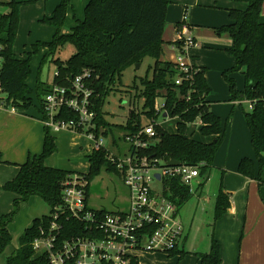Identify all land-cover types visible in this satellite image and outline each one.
<instances>
[{"label": "trees", "instance_id": "trees-1", "mask_svg": "<svg viewBox=\"0 0 264 264\" xmlns=\"http://www.w3.org/2000/svg\"><path fill=\"white\" fill-rule=\"evenodd\" d=\"M235 1L245 2L248 7L245 11L231 10L230 18L233 23L218 30V33H229L233 40L228 52L234 57L235 65L226 70L223 76L234 100L255 102L254 108L245 113L255 160L243 158L239 163L238 172L247 178L261 180L264 173V22L261 20L264 0ZM70 2L71 0H63L55 10L50 24L56 27L63 24ZM169 3V0H90L86 6L85 19H77L70 34L59 32L51 42L37 45L35 51L38 46L47 50L43 64L48 58L55 57L66 45L74 47L75 53L65 63L59 59L54 60L58 76L54 78L53 83L69 86L77 76L89 73L84 82L91 92L90 99L97 115L96 128L93 129L96 136L102 128L105 136L115 133L114 127L104 121L101 113L104 98L111 86L117 80L120 81L128 68L142 64L146 58L154 59L155 64L150 66L146 78L141 80V89L137 94V97L144 101L142 109H131L127 123L119 128L124 132L125 140L127 135H137L149 124H154L156 136L144 137L149 142V147L143 154L166 163L176 160L181 164L199 166L202 175L214 167L215 157L226 130L223 129L221 119L210 110L207 98L211 89L205 78L206 70L193 67L192 77L184 79L182 84L177 86L176 80L182 76L177 63L160 60ZM6 5L9 13L0 15V44L3 46L2 85L7 97L6 107L16 110L29 109L33 105L30 98L32 91L26 84L31 74L30 61L20 60L14 53L21 3L12 0ZM174 45L181 49L183 43L178 41ZM240 72L245 81L243 91L237 89L235 79L230 77ZM51 87L52 85L49 86L38 78L36 90L43 115L44 98ZM138 87L135 84L134 89L138 90ZM159 98L164 101L162 114L157 110ZM164 114L172 119L178 118L176 134H168L158 125L159 117ZM60 117L68 119L73 115L65 112L60 114ZM143 119L147 122L144 123ZM197 121L202 122L200 131L204 136H215L213 142L204 143L186 136L188 126ZM50 132L45 129L42 152L18 165V175L0 188L17 196L13 211L0 216V254L12 242L8 227L18 212L20 203L27 202L32 196H38L51 210L63 204L62 183L74 173L46 165L47 158L57 152L56 139ZM110 154L106 148H100L88 156L90 170L82 175L88 181L89 195L92 181L104 168L119 174L109 160ZM165 188V196L179 209L192 195L190 187L183 185L178 178L166 180ZM229 207V196L221 186L216 197L215 221L220 220ZM50 218L48 215L34 221L7 264H49L47 256L37 254L32 243L40 236V228L48 225ZM63 223V237L66 239L74 231L85 233L75 221L63 218ZM176 254L185 255L184 251H174L170 256ZM198 257L201 264H222L220 242L212 237L210 251L198 254ZM133 263L139 264L138 260H133Z\"/></svg>", "mask_w": 264, "mask_h": 264}, {"label": "rangeland", "instance_id": "rangeland-1", "mask_svg": "<svg viewBox=\"0 0 264 264\" xmlns=\"http://www.w3.org/2000/svg\"><path fill=\"white\" fill-rule=\"evenodd\" d=\"M11 1L12 0H0V15L9 13L10 10L6 4ZM17 1L21 3V8L20 25L14 44V53L18 59L30 61L31 74L26 80V84L32 91L30 98L32 99L33 105L29 109L18 108L15 110L18 114L23 115L25 119L32 120L31 122L33 124V122L43 119L36 90L38 78L40 77L41 80L49 86L52 85L57 71L55 61L59 59L61 62L65 63L75 53V49L72 45H66L56 53L55 57L48 58L42 64L43 58L47 52L42 46H38L37 51H35V48L37 45L51 42L54 36L59 32L61 34H70L76 25L77 19L81 21L85 19L86 6L89 0H71L67 7L64 22L60 27H56L49 22L53 18L57 7L63 3V0ZM154 64V59L146 58L140 68H137V65L128 68L122 74L120 81L117 80L114 85L111 86L109 93L104 98L101 113L104 121L114 127L115 133L105 136L102 134L105 132L103 128L100 129L99 133L102 136L105 148L113 154H124L129 147L125 143L124 132L121 131L119 127L127 123V118L131 109L136 111L142 109L144 101L140 97H137L139 89H141L140 82L143 78H146L150 66H154ZM237 74L241 75V72ZM151 75L152 72L150 76ZM135 84L139 86L138 90L134 89ZM163 103L164 101L162 98L157 100L158 105H162ZM214 104L212 109L221 116V118H219L222 121L223 129L225 128L228 132V137L226 139L224 136L226 140L223 139L219 151L217 152L214 168L192 184L190 188L192 195L183 208V212L185 213L191 212L194 206L193 203L197 200L196 188L199 182H206L207 189L212 193H217L219 191L218 184L219 182L221 183V176H215V173L221 170L218 168V163L224 160L223 157H225L228 152L231 127L235 129V137L233 136L235 140L233 143L234 147L236 146L237 149H241L242 151L246 148V145H243L239 140H241L242 137H248L245 119V113L250 110L248 104L244 103L242 108L223 105V102ZM7 109L12 110L11 107ZM143 120L144 123L147 122V120ZM17 122L18 121L15 120L8 121L7 119L0 122V158L1 161H4L3 164H0V181H4L6 176L10 177L9 172L6 171L5 168H14L17 172L18 164H12L16 163L15 160L20 159V162H24L27 161L29 157L34 156L33 153L30 154L28 152V144L31 139L29 129L25 124H18ZM157 123L168 134H176L178 131L175 118H168L165 120L164 117H159ZM33 126L34 125H31V128H33ZM191 129L197 130V127L191 128V126H188L186 131L187 135H190ZM50 133L56 139L57 152L47 158L46 165L69 173H88L90 170L88 156L91 154L90 147L93 148L94 144L89 139L86 130L84 129L82 132L77 131L73 133L70 131L57 132L52 130ZM225 135L227 134L225 133ZM193 138L206 143L213 142L215 139L211 136H204L199 129ZM248 148L253 155L254 152H252L250 140ZM161 189L162 185L155 183L157 194H160ZM2 193L3 195L0 196V216L9 214L13 211L14 202L17 198L16 195L11 193ZM204 193L207 195V191ZM90 203L95 209L108 212L126 209L129 203L128 191L119 174L109 172L104 168L101 174L91 183ZM207 208L208 210H206L205 203H200L199 210H196V217L193 216L195 224L187 240L184 256L180 254L170 256L163 253L141 252L139 253L141 254L139 264H200L194 254H201L199 251L202 247L201 245L210 242V234L208 236V223L206 220L210 219L213 221V217L211 216L212 208L208 206ZM49 212H51V210L48 205L38 196H32L27 202L20 203L19 210L8 227L12 236V242L4 252L0 254V264H7L8 259L12 257L20 247L22 237L26 233V230L33 226L35 220L42 219Z\"/></svg>", "mask_w": 264, "mask_h": 264}, {"label": "built area", "instance_id": "built-area-1", "mask_svg": "<svg viewBox=\"0 0 264 264\" xmlns=\"http://www.w3.org/2000/svg\"><path fill=\"white\" fill-rule=\"evenodd\" d=\"M179 41L183 45L181 49L175 46L179 53L176 63L182 76L177 78V86L192 77L193 66L185 59L188 50L197 46L195 38L190 35L180 36ZM2 68L3 46L0 44V109H7ZM57 76L58 72L55 73ZM88 77L89 73L85 72L69 86L53 83L44 98L42 123L45 129L57 132L85 129L94 144L92 154L105 145L100 133L96 136L93 130L97 115L90 99L91 92L84 82ZM244 102L250 110L254 108V101ZM157 110L162 114L163 106H157ZM65 112L73 117H60ZM145 136H156L154 124H149L137 135H127L125 143L129 147L124 154L111 153L109 156L128 191L126 209L108 212L92 208L88 181L80 173L70 175L62 183L63 204L51 210L48 225L40 228V236L32 243L37 254L47 256L49 264H134L133 260H138L137 255L141 252L170 255L182 250L186 228L179 215L180 209L165 196V182L178 178L191 188L200 178L201 171L199 166L181 163L168 166L163 160L144 155L149 147ZM156 174H160V179ZM155 183L162 185L160 194L155 190ZM63 218L80 224L85 233L74 231L68 239L64 238Z\"/></svg>", "mask_w": 264, "mask_h": 264}, {"label": "crops", "instance_id": "crops-1", "mask_svg": "<svg viewBox=\"0 0 264 264\" xmlns=\"http://www.w3.org/2000/svg\"><path fill=\"white\" fill-rule=\"evenodd\" d=\"M169 2L162 36L163 44L160 60L162 62L176 63L179 53L174 44L179 41L180 36L190 35L194 37L197 46L188 50L185 62L193 67L206 70L205 78L211 89L207 98L210 102V110L221 118L218 115L219 113L217 114L212 109L215 105L214 103L223 102V105L242 108L245 102L232 98L229 85L223 76L226 70L235 65L234 57L228 52L233 45V40L229 33H218V30L233 23L230 18L231 10L245 11L248 4L235 0H169ZM261 20L264 22V4ZM45 51L47 52L46 49ZM230 77L235 79L237 89L243 91L245 81L242 73L241 75L234 73ZM164 118L166 120L169 117ZM6 119L8 121H18V124L23 123L27 126L31 136L28 152L39 155L43 150L46 134L42 123L43 119L37 120L32 124V120L25 119L16 110L0 109V122ZM175 120L177 123L178 118H175ZM31 125H34L33 128H31ZM189 126L191 128L197 127V130L191 129L190 135L186 134L187 137L193 138L198 129L199 131L201 130L202 122L197 121ZM247 129L248 137H242L239 140L243 145H246L245 150L242 151L233 145L235 142L233 139V136L235 137V129L231 127L228 152L223 157L224 160L222 161L221 158L218 163V168L221 170L215 173V176H221L218 190L220 191L221 186H223L224 192L229 196V209L220 220L215 221V203L219 191L212 193L207 189L206 182H199L196 188L197 200L193 203L194 206L191 212H183L184 205L180 209V217L186 228V236L181 251H185L187 240L192 233L196 210H199L200 203H205L206 210H208L207 206L212 208L211 216L213 221L210 219L206 220L210 242L201 245L202 247L199 249L201 254H206L210 251L212 237H215L221 244L222 264H264V173L261 175V180H257L247 178L238 172L239 163L243 158L247 157L255 160V154L253 153L252 155L248 148L250 140L252 152H254L248 126ZM226 134L225 137L227 139V131ZM211 137L215 138V136ZM90 150L92 152V147H90ZM15 161L16 163L12 164L21 165L26 162H20V159ZM3 163L4 161L2 160L0 164ZM5 169L9 172L10 177L6 176L4 181H0V188L13 180L19 173V166H17V172L14 168ZM204 174L200 176V179ZM206 191L207 195L204 193ZM2 192L6 191L0 189V196L3 195ZM89 204L94 208L90 203V196ZM49 213L45 216H48ZM140 255H137L138 260ZM194 255L200 262L198 254L195 253Z\"/></svg>", "mask_w": 264, "mask_h": 264}, {"label": "water", "instance_id": "water-1", "mask_svg": "<svg viewBox=\"0 0 264 264\" xmlns=\"http://www.w3.org/2000/svg\"><path fill=\"white\" fill-rule=\"evenodd\" d=\"M140 67H141V64H138L137 68H140ZM166 116H167V114H165L164 117H166ZM178 165H180V162H178L176 160H171L168 162V166H178ZM156 178L160 179V174H156Z\"/></svg>", "mask_w": 264, "mask_h": 264}]
</instances>
